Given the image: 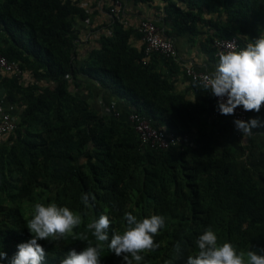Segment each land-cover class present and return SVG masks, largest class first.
I'll return each instance as SVG.
<instances>
[{
  "label": "trees",
  "instance_id": "trees-1",
  "mask_svg": "<svg viewBox=\"0 0 264 264\" xmlns=\"http://www.w3.org/2000/svg\"><path fill=\"white\" fill-rule=\"evenodd\" d=\"M132 1L160 3L156 25L164 36H202L212 57L216 41L239 36L243 49L264 28V0ZM90 17L81 0H0V54L22 70L0 79V99L17 107L18 120L16 132L0 138V251L8 256L0 264H10L17 245L31 239L26 224L36 202L80 214L77 233L107 215L110 238L122 232L126 212L164 216L154 237L159 247L143 253L141 264H186L208 227L238 252L264 249V171L251 162L259 145L243 146L242 134L232 140L233 120L216 119L215 97L186 74L195 102L178 92L180 65L157 54L146 59L144 45L130 43L137 32L118 19L97 28L96 45L81 57L77 20ZM80 76L127 102V115L95 109ZM132 112L186 142L167 150L143 146ZM255 118L264 121V107L249 112L248 121ZM87 193L95 200L86 207L81 196ZM38 243L44 264H60L88 241L69 236ZM101 264H122V258L105 244Z\"/></svg>",
  "mask_w": 264,
  "mask_h": 264
},
{
  "label": "clouds",
  "instance_id": "clouds-1",
  "mask_svg": "<svg viewBox=\"0 0 264 264\" xmlns=\"http://www.w3.org/2000/svg\"><path fill=\"white\" fill-rule=\"evenodd\" d=\"M225 48L218 54L215 70L203 76V88L218 98L216 108L221 115H234L235 109L241 106L246 112L259 113L264 106V34L258 35L243 49L237 50L231 43ZM233 123L236 131L245 136L252 135L255 128L264 127V121L259 118L249 121L236 119ZM90 200H95L94 195L82 194L81 202L86 207L90 205ZM111 223L109 216L101 214L86 224L84 232L77 233L74 230L82 224L80 214L67 206L36 202L26 224L31 239L17 245V252L10 264H44L46 253L38 241L69 236L88 243L79 252L71 249L60 264H101L105 244L117 257L122 258V264H141L145 259L143 253L158 249L154 237L165 226V217L153 214L138 219L126 212L121 222L122 232H113L110 238ZM88 232L95 243L89 240ZM195 244L198 251L188 256L186 264H264V249L238 252L232 243H220L211 227L198 236ZM176 249L180 250L179 243ZM5 259H8L7 253L0 251V260Z\"/></svg>",
  "mask_w": 264,
  "mask_h": 264
},
{
  "label": "crops",
  "instance_id": "crops-1",
  "mask_svg": "<svg viewBox=\"0 0 264 264\" xmlns=\"http://www.w3.org/2000/svg\"><path fill=\"white\" fill-rule=\"evenodd\" d=\"M81 2L82 6L91 14V17L85 22L77 20L78 29L82 32V40L78 43V51L81 57L85 58L87 51L96 45L102 33L100 30H97V28L109 24L112 20L117 19V16L112 14V9L116 4L114 0H81ZM119 2L122 3V11L118 20L123 23L126 29H132L135 32H137L136 29L143 20L160 23L163 16L161 14L162 11L157 10V6L160 5L158 2L156 5L135 3L132 0H119ZM262 34H264V28ZM168 39L174 41L179 55L177 64L180 65L181 71L176 76V89L178 92H183L188 95L189 99L195 102V94L189 90L190 82L187 80L184 73L185 67L190 66L197 71L211 73L218 64L219 56L212 57L207 53L203 45L204 37L202 36L194 37L192 35H185L174 36ZM130 43L137 49L141 50L143 48V42L137 33L131 36ZM80 81H82L83 84L82 91L89 94L87 90L89 91V89H92L90 100L95 109L104 113L107 110L113 112L111 109L114 107L115 112L119 113L120 117L127 115V107L129 106L127 102L109 94L101 89L99 84L85 76H80ZM263 107L264 106L261 108ZM222 118H224V121L227 116H223ZM229 135L233 140L236 136L239 137L240 133L236 131V134ZM250 142L259 145V148H256L254 151L251 162L257 170L264 171V132L258 131V129L255 128L252 131V135L241 136V144L243 146L249 145ZM244 159L247 158L244 157Z\"/></svg>",
  "mask_w": 264,
  "mask_h": 264
},
{
  "label": "built area",
  "instance_id": "built-area-1",
  "mask_svg": "<svg viewBox=\"0 0 264 264\" xmlns=\"http://www.w3.org/2000/svg\"><path fill=\"white\" fill-rule=\"evenodd\" d=\"M122 11V3L116 2L115 7L112 9V14L120 18ZM137 33L140 35L144 45V53L146 59L151 58L154 55H161L168 59H173L175 62L179 61V55L176 45L173 40H170L164 36L163 30H161L155 22L150 20H143L137 27ZM241 37H234L229 40H218L215 42V47L220 51L226 50L225 46L229 43L235 45L237 50H240ZM146 63V61L144 62ZM185 74L191 78L192 81L203 86V76L210 73L197 71L193 67L186 66ZM6 74L20 75L22 74L21 67L16 62H10L7 58L0 54V79ZM217 99L215 97V103L217 105ZM110 111L115 117H120V114L115 112L114 107ZM223 116L218 113L217 108L214 111V117L221 119ZM227 117L234 120L239 119L242 121H248L249 112L243 110L242 106L237 107L234 111V115H227ZM130 122L134 125L136 132L138 133L142 145L150 148H156L160 150H167L171 147L178 146L186 142V137L181 138L169 131L156 128L153 121L146 116L138 113H131L129 116ZM18 129L17 120V107L14 104H8L5 99H0V138L12 135Z\"/></svg>",
  "mask_w": 264,
  "mask_h": 264
}]
</instances>
